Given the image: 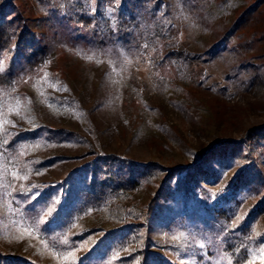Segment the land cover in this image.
<instances>
[{"label": "rangeland", "instance_id": "1", "mask_svg": "<svg viewBox=\"0 0 264 264\" xmlns=\"http://www.w3.org/2000/svg\"><path fill=\"white\" fill-rule=\"evenodd\" d=\"M131 1L135 23L126 24L124 38L114 39L111 22L108 34L52 39L53 59L20 82L21 107L10 104L1 114L0 252L35 264H83L78 258L95 236L87 242L72 234L129 222L140 225L132 234L137 244L144 240L173 264H233L228 249L240 242L248 264H264V140L248 152L243 145L264 127V4L238 27L232 24L241 8L257 0ZM14 2L31 25L45 13L34 0ZM105 10L115 21L113 8ZM172 41L194 56L156 67L155 55ZM25 121L41 131L13 141ZM220 140H239L242 151L223 156L216 149L199 162L202 150ZM108 154L151 169L124 213H79L65 234L45 232L61 182L74 170L103 164ZM239 175L240 186L231 189ZM186 176L193 181L177 192ZM118 255L95 262L119 264Z\"/></svg>", "mask_w": 264, "mask_h": 264}, {"label": "trees", "instance_id": "2", "mask_svg": "<svg viewBox=\"0 0 264 264\" xmlns=\"http://www.w3.org/2000/svg\"><path fill=\"white\" fill-rule=\"evenodd\" d=\"M115 1L34 0L35 5L40 7L41 11L45 10V13L33 19L32 23H34L31 25L28 22L30 19L25 17L21 10L15 11L14 8L17 7L14 0H2L0 3V67L3 70L0 71V116L7 108L6 106L10 104L14 105L17 103L21 107L22 94L19 92L20 82L27 75L31 76L37 70L42 69L49 59H53V51L51 50H54V47L52 48L50 45L52 39L56 42H61L65 38H75V40L80 42L84 39L86 40L87 36L92 37L99 33L108 34L109 31L111 32V22L116 24L118 33V37L115 36L114 39L117 41L120 38H124L127 31L126 24H129V22L135 23V19L131 14L133 9L137 7V3L131 0H119L117 4ZM105 4L110 5L115 11V21L108 17ZM260 4H264V0H257L250 5L242 7L239 19H236L232 26H241L246 16H248L247 14L254 12ZM67 24H70L72 28L62 31L63 27L67 26ZM47 35L50 36L49 43L43 40ZM155 36L161 37L160 34H155ZM153 37L150 43L149 41L147 42V45H151ZM167 46L168 48L165 53L160 56L155 55L153 63L156 67H158L161 61L168 58L175 60V66H180L184 59L194 56V53H191L186 48H182L179 43L175 46V41H172ZM5 58H7L6 61H3ZM34 128L35 125L32 127L31 121H25V126L21 128V131L15 133L13 141L16 142L23 138L27 139L30 135H36L37 132L41 131L40 127ZM255 134L248 135L245 142L243 141L247 152L252 150L258 142L264 140V127H258ZM227 148L229 149L227 150ZM216 149L223 156L235 151H237V154L242 151V144L239 140L235 142L216 141L202 150L198 156L199 162L201 160L205 161L207 156L211 152L214 153ZM108 155L112 160H102L104 163L101 165L87 166L74 170L66 180L61 182L60 186L57 187L58 194H61L58 198V205L53 215L47 218L44 223V225L51 229L45 230V232L50 233V230L52 232L55 231L54 229H60L63 231L62 235L65 234L66 231L64 230L73 228L79 213L81 215L90 212L96 214L101 211H113L115 209H119V212L124 213V207L131 199L130 193L136 190L141 181L150 175L151 169L145 163L124 161L123 158L115 154ZM96 158L98 160L103 159L100 155ZM120 161L121 163H119ZM251 161L255 164L253 158ZM122 162H126L127 164L121 165ZM246 169L252 170L251 164ZM241 177L239 175L235 178L231 189L235 190L236 187L240 186ZM189 180L192 182L193 178L189 177L188 179V176L184 177L183 184L181 182L180 186L176 189L177 192ZM161 187L163 188V192H166L164 195L172 198V192L167 191L163 184ZM189 194L190 196L192 195L191 192ZM229 194H232V192ZM227 197L229 195H224L222 199H227ZM151 201H154L153 198ZM152 205L153 202L151 207ZM214 210L216 211L217 209ZM100 223L101 225L104 224L101 219ZM133 224L135 223H121L116 228L105 231L102 229V233H96L94 229L99 228V226L87 229L82 234H72L71 238L76 240H80L81 238H84V240L88 239L87 242L90 241L92 235L95 236L88 244L89 249L79 256L80 263L96 264V260H105L107 256L116 250L119 252V255L115 260L119 264H132L134 257L137 259L136 264H173L165 255L155 251V249H152L153 247H149L144 240H141L140 244H137L136 238L133 239L132 234L138 236L137 230L140 232V225ZM228 250L233 254V264H248L247 248L241 242L238 248L231 247ZM0 264L35 263L27 258L10 257L0 252Z\"/></svg>", "mask_w": 264, "mask_h": 264}, {"label": "snow or ice", "instance_id": "3", "mask_svg": "<svg viewBox=\"0 0 264 264\" xmlns=\"http://www.w3.org/2000/svg\"><path fill=\"white\" fill-rule=\"evenodd\" d=\"M2 67H0V71H2ZM52 209H49V213H51ZM69 255H71V253H69ZM64 259L66 260L67 257H64ZM261 259L264 260V250H261Z\"/></svg>", "mask_w": 264, "mask_h": 264}]
</instances>
